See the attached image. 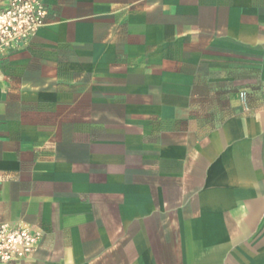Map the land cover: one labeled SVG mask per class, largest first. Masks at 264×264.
Returning a JSON list of instances; mask_svg holds the SVG:
<instances>
[{
    "label": "crops",
    "instance_id": "obj_1",
    "mask_svg": "<svg viewBox=\"0 0 264 264\" xmlns=\"http://www.w3.org/2000/svg\"><path fill=\"white\" fill-rule=\"evenodd\" d=\"M44 3L0 60L20 264H264V0Z\"/></svg>",
    "mask_w": 264,
    "mask_h": 264
},
{
    "label": "built area",
    "instance_id": "obj_2",
    "mask_svg": "<svg viewBox=\"0 0 264 264\" xmlns=\"http://www.w3.org/2000/svg\"><path fill=\"white\" fill-rule=\"evenodd\" d=\"M44 0H3L0 5V60L10 50L26 44L45 24ZM264 103V85L260 89ZM246 102L247 95H241ZM44 233L25 224H0V264H20L30 259Z\"/></svg>",
    "mask_w": 264,
    "mask_h": 264
},
{
    "label": "rangeland",
    "instance_id": "obj_3",
    "mask_svg": "<svg viewBox=\"0 0 264 264\" xmlns=\"http://www.w3.org/2000/svg\"><path fill=\"white\" fill-rule=\"evenodd\" d=\"M3 3V0H0V5Z\"/></svg>",
    "mask_w": 264,
    "mask_h": 264
}]
</instances>
